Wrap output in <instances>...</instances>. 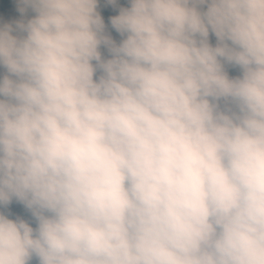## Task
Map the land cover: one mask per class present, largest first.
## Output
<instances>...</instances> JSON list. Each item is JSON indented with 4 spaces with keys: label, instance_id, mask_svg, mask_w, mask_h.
I'll return each instance as SVG.
<instances>
[{
    "label": "clouds",
    "instance_id": "clouds-1",
    "mask_svg": "<svg viewBox=\"0 0 264 264\" xmlns=\"http://www.w3.org/2000/svg\"><path fill=\"white\" fill-rule=\"evenodd\" d=\"M16 4L0 264H264V0Z\"/></svg>",
    "mask_w": 264,
    "mask_h": 264
},
{
    "label": "trees",
    "instance_id": "trees-1",
    "mask_svg": "<svg viewBox=\"0 0 264 264\" xmlns=\"http://www.w3.org/2000/svg\"><path fill=\"white\" fill-rule=\"evenodd\" d=\"M16 0H0V23L3 22H9L10 21V15H9V9L13 8L16 6ZM128 6V0H117L115 5H110L108 4L107 0H99V5H98V11H100L101 16L104 19L105 25H106V30L112 35L114 39L119 41L121 39L119 33L115 31V29L112 28L111 23H110V18L112 16L118 15L119 14V9L120 7H127ZM102 52L105 54V49L102 48ZM2 71V69H0ZM230 75H237L238 70L237 69H230L229 70ZM7 212H10L12 215V218H14V202L9 206ZM18 215H21L25 218H27L28 213L24 209L22 205V210L19 212ZM35 226V225H33Z\"/></svg>",
    "mask_w": 264,
    "mask_h": 264
},
{
    "label": "rangeland",
    "instance_id": "rangeland-1",
    "mask_svg": "<svg viewBox=\"0 0 264 264\" xmlns=\"http://www.w3.org/2000/svg\"><path fill=\"white\" fill-rule=\"evenodd\" d=\"M8 11H9V15H10V21L18 19L20 17L19 12L17 11V5L11 9H9ZM211 40L214 43L215 37L212 36ZM105 55H107L106 50H105ZM21 210H22V205L14 201V216L18 215Z\"/></svg>",
    "mask_w": 264,
    "mask_h": 264
}]
</instances>
